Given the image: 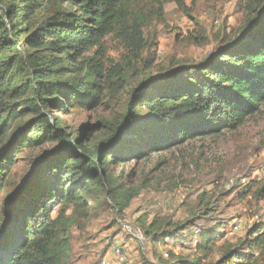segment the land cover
I'll return each mask as SVG.
<instances>
[{
	"label": "rangeland",
	"instance_id": "374dc122",
	"mask_svg": "<svg viewBox=\"0 0 264 264\" xmlns=\"http://www.w3.org/2000/svg\"><path fill=\"white\" fill-rule=\"evenodd\" d=\"M255 1L184 0L180 5L176 0H126L124 19L101 44L77 48L60 65L59 77L71 86L56 90L55 101L60 103L48 110L71 139L82 135L85 145L94 149L109 126L123 119L137 86L213 55L243 27ZM53 2L56 5L48 12L31 15L30 32L59 9L75 11L66 0ZM7 3L0 0V18L10 26L12 10ZM20 15L18 11L14 17L17 23ZM11 53L0 50V63ZM23 98L18 104L11 100L8 114L13 122L0 132V154L18 135H34L40 143L15 154L13 166L0 180V227L5 203L22 197L44 152L59 146L43 139L38 127L32 128L36 114L21 111ZM107 174L113 187L110 194L93 184L88 193L78 189L72 200L50 205L49 250L61 257L60 264H97L103 258L120 264L118 248L127 264H180L194 259L197 246L213 235L219 236L220 244L231 242L242 249L249 232L264 222V199L244 195L252 180L264 178V104L237 130L140 158L128 154L126 160L109 164ZM118 197L127 200L121 215L113 204ZM33 222L29 220L30 225ZM235 223L241 229L232 232ZM166 231H177L178 237L161 240Z\"/></svg>",
	"mask_w": 264,
	"mask_h": 264
},
{
	"label": "trees",
	"instance_id": "16d2710c",
	"mask_svg": "<svg viewBox=\"0 0 264 264\" xmlns=\"http://www.w3.org/2000/svg\"><path fill=\"white\" fill-rule=\"evenodd\" d=\"M7 1L12 23L6 26L0 18V50L12 53L0 63V118L4 119L0 132L5 133L13 122L8 114L11 100L18 104L26 96L21 111L35 112L32 128L38 127L44 132L43 139L57 141L59 146L44 152L22 197L3 206L6 217L0 227V264H60L61 257L49 250L50 205L72 200L78 189L88 193L93 184L110 194L109 164L126 160L128 154L140 158L196 138L237 130L264 104V0H256L243 27L213 55L137 86L123 119L109 126L103 142L91 150L82 135L71 139L48 108L60 103L55 101L57 89L71 86L63 82L65 77H59L60 65L77 48L101 44L124 19L126 0H66L75 11L59 9L32 32L31 15L48 12L56 5L54 0ZM176 2L184 4V0ZM18 11L20 23L14 19ZM53 52L58 57H52ZM21 75L25 77L21 79ZM142 106L147 108L145 112ZM35 143L40 141L34 135H18L12 140L0 154V180L13 166L15 154ZM244 195L264 199V178L252 180ZM126 201L123 197L113 200L120 215ZM178 233L166 231L161 240L178 237ZM219 241V236L209 237L197 246L194 259L180 264H264V222L249 232L242 249Z\"/></svg>",
	"mask_w": 264,
	"mask_h": 264
},
{
	"label": "built area",
	"instance_id": "2783aa9c",
	"mask_svg": "<svg viewBox=\"0 0 264 264\" xmlns=\"http://www.w3.org/2000/svg\"><path fill=\"white\" fill-rule=\"evenodd\" d=\"M232 183H233V182H232ZM240 229H241V226H240L239 223H235V224L232 226V232H237V231H239ZM115 253H116V257H117V259H118V261H119L120 264H127V262H126V257H125L123 251H122L120 248H118V249L116 250ZM164 255H165L166 257H169V254H168V253H165ZM97 264H114V263L111 262V261H109V260L106 259V258H103V259H101Z\"/></svg>",
	"mask_w": 264,
	"mask_h": 264
}]
</instances>
